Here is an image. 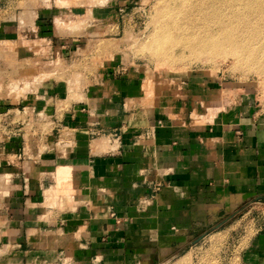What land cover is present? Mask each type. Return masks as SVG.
<instances>
[{"label":"crops","instance_id":"0c3cea01","mask_svg":"<svg viewBox=\"0 0 264 264\" xmlns=\"http://www.w3.org/2000/svg\"><path fill=\"white\" fill-rule=\"evenodd\" d=\"M38 7L41 34L73 13ZM117 85L108 99L85 96L62 113L37 170L47 179L17 181L0 264H149L208 224L231 238L250 216L255 231L237 264H264V102H174L162 93L141 102L135 83Z\"/></svg>","mask_w":264,"mask_h":264},{"label":"rangeland","instance_id":"374dc122","mask_svg":"<svg viewBox=\"0 0 264 264\" xmlns=\"http://www.w3.org/2000/svg\"><path fill=\"white\" fill-rule=\"evenodd\" d=\"M167 2L31 0L24 7L12 0L1 6L0 235L9 219L7 200L18 190L17 181L49 177L47 170H37L47 165L50 136L61 129L62 113L85 96L108 99L119 81H130L138 86L141 102L145 97L155 102L161 93L172 96L174 102H264V49L258 55L251 50L254 62L248 56L241 63L237 56L212 48L197 57L191 50L192 36L202 35V30L196 29L170 37L167 50H158L167 39L159 35L161 11ZM38 4L73 13L60 20L64 24L59 27V18L53 17V30L41 34ZM243 10H236L240 18L250 17ZM253 42L256 45L251 46L258 47L259 41ZM51 98L52 102H45ZM56 108L59 115L56 111L51 115ZM54 221L51 218L47 224ZM251 223L252 216L236 223L234 236L225 239L223 234L215 235L220 227L208 224L184 239L181 250L149 264H237L239 249L255 231ZM247 224L250 227L242 236Z\"/></svg>","mask_w":264,"mask_h":264},{"label":"bare ground","instance_id":"6f19581e","mask_svg":"<svg viewBox=\"0 0 264 264\" xmlns=\"http://www.w3.org/2000/svg\"><path fill=\"white\" fill-rule=\"evenodd\" d=\"M242 7L250 17L241 14L245 18H240L236 10ZM196 29L202 30H199L202 35L192 36L191 50L197 57L203 50L212 48L218 53L235 55L242 63L251 50L258 55L264 49V0H168L161 11L159 26V35L167 39L158 50H167L170 37ZM255 40L259 41L258 47L251 46L256 45ZM249 57L252 62L256 60Z\"/></svg>","mask_w":264,"mask_h":264}]
</instances>
